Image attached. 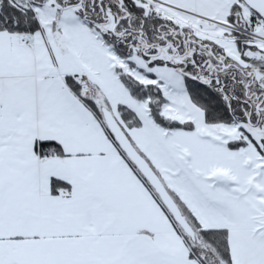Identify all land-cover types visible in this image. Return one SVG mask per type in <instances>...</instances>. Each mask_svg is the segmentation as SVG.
Returning a JSON list of instances; mask_svg holds the SVG:
<instances>
[{
    "label": "snow or ice",
    "instance_id": "1",
    "mask_svg": "<svg viewBox=\"0 0 264 264\" xmlns=\"http://www.w3.org/2000/svg\"><path fill=\"white\" fill-rule=\"evenodd\" d=\"M0 264H264V0H0Z\"/></svg>",
    "mask_w": 264,
    "mask_h": 264
}]
</instances>
